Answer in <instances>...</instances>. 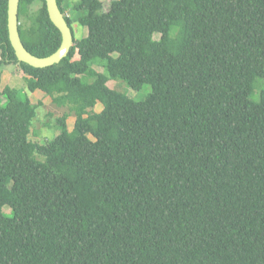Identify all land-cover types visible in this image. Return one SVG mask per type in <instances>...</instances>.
<instances>
[{
  "label": "trees",
  "instance_id": "obj_1",
  "mask_svg": "<svg viewBox=\"0 0 264 264\" xmlns=\"http://www.w3.org/2000/svg\"><path fill=\"white\" fill-rule=\"evenodd\" d=\"M109 1L74 21L57 0L72 46L33 67L0 0V64L25 78L0 90V264H264V0ZM18 21L30 53L58 48L45 0ZM37 89L68 108L43 143Z\"/></svg>",
  "mask_w": 264,
  "mask_h": 264
},
{
  "label": "rangeland",
  "instance_id": "obj_2",
  "mask_svg": "<svg viewBox=\"0 0 264 264\" xmlns=\"http://www.w3.org/2000/svg\"><path fill=\"white\" fill-rule=\"evenodd\" d=\"M103 8L106 10L109 7V0H102ZM63 8L65 9L66 14L72 19L76 20L79 16L78 11L74 9V0H64ZM73 29L75 31V35L77 36H85L87 34L86 27H80L76 22L73 23ZM160 33H155L153 37L155 39L160 38ZM115 53H112V56ZM1 59V57H0ZM92 67L96 71H102V67L97 64H93ZM11 85L13 87L18 88L19 90L25 87V78L23 73L20 71L19 67L14 64H0V90L4 85ZM107 85L120 92H125L127 95L133 98L142 99L145 96V92L137 93L130 87H128L123 81L120 80H109ZM254 94L252 98H254ZM30 100L37 104L36 116L33 120V124L31 126V131L29 133V139L32 141H36L38 143H43L46 139L52 138L59 132V128L57 126V118L61 116L63 113L68 112L67 107H58L55 106L51 98L45 94L41 90H35L30 94ZM94 111L98 112L102 109V104L97 102L96 105L92 108ZM75 120L74 113L66 119L67 129H71ZM88 137L93 139L91 134H88ZM4 209H7V206H4Z\"/></svg>",
  "mask_w": 264,
  "mask_h": 264
},
{
  "label": "water",
  "instance_id": "obj_3",
  "mask_svg": "<svg viewBox=\"0 0 264 264\" xmlns=\"http://www.w3.org/2000/svg\"><path fill=\"white\" fill-rule=\"evenodd\" d=\"M45 4L49 19L61 34V42L53 53L39 57L30 53L21 41L18 29L19 0H8L7 28L10 44L17 60L33 67H46L58 63L67 56L73 43L72 31L58 7L57 0H45Z\"/></svg>",
  "mask_w": 264,
  "mask_h": 264
},
{
  "label": "crops",
  "instance_id": "obj_4",
  "mask_svg": "<svg viewBox=\"0 0 264 264\" xmlns=\"http://www.w3.org/2000/svg\"><path fill=\"white\" fill-rule=\"evenodd\" d=\"M37 90H38V89H37ZM43 94H44V93H43ZM72 127H73V126H72ZM71 129H72V128H71ZM71 129H70V130H71ZM68 130H69V129H68Z\"/></svg>",
  "mask_w": 264,
  "mask_h": 264
}]
</instances>
